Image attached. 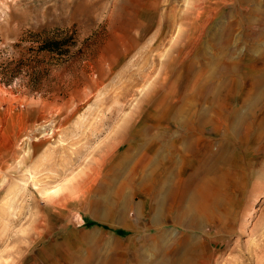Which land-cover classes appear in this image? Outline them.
Instances as JSON below:
<instances>
[{"label":"rangeland","instance_id":"rangeland-1","mask_svg":"<svg viewBox=\"0 0 264 264\" xmlns=\"http://www.w3.org/2000/svg\"><path fill=\"white\" fill-rule=\"evenodd\" d=\"M230 25L232 46L219 50ZM263 29L264 0H0V141H11L9 167L0 170V210L11 212L10 221L0 222V264H264V152L253 146L241 155L242 175L219 176L221 217L202 229L186 230L190 215L181 205L171 209L181 161L159 177L155 190L140 191L149 185L142 180L139 191L128 189L132 204L121 213L96 209L107 192L113 196L128 182L116 178L126 146L109 148L124 125L129 121L128 133L149 122V133L178 137L183 129L175 114L192 93L189 75L217 69L199 54L206 49L217 61L240 59V72L249 70L256 59L250 64L248 57L258 56L250 48L263 50ZM51 40L70 42L69 53L38 51ZM191 64L196 68L189 74ZM170 88L171 108L157 128L147 118L161 117L155 106ZM233 92L226 108L241 106ZM204 128L212 133L209 122ZM224 135H212L216 150ZM170 140L165 146L172 151ZM97 163L101 171L91 187L55 201L41 194L76 182ZM201 177L181 181L195 187ZM32 219L38 229L29 234L24 230ZM8 250L13 256L2 257Z\"/></svg>","mask_w":264,"mask_h":264},{"label":"bare ground","instance_id":"bare-ground-1","mask_svg":"<svg viewBox=\"0 0 264 264\" xmlns=\"http://www.w3.org/2000/svg\"><path fill=\"white\" fill-rule=\"evenodd\" d=\"M232 32L233 26L230 25L229 33L226 39H224V45L222 47L221 44L217 45L219 50L224 51L225 48L228 49L232 46ZM261 38H264V29L261 34ZM250 50L251 52H249V54L251 53L254 55L255 52L258 53V56L250 55L248 57L247 60H249L248 62L250 64L253 63V58L256 59V62L254 61V66H252V64L250 65L249 68L251 69L243 70V72H240L239 70L242 64L240 59L237 61L231 62L229 60L226 62V60H220L219 57L220 61H217L218 59H216V57L213 58V55L209 58V53L206 49L199 54L200 60L206 64L209 63V66L211 64L215 65L216 63L217 69L213 70L206 66V72H196L195 75H193L190 74V72H192V70L196 67L192 64L189 66L190 82L187 85L186 90H191L192 93L188 96V98L184 99L181 107L176 109L175 115L179 114L177 124L183 129L182 132L184 135L182 133L173 140L171 138L172 143H170V145H173V152L165 146L170 140L168 130H159L158 133L151 134L149 133V129L151 127L149 125L150 123L146 122L144 126L127 133L129 121L124 125V128L112 138V143L109 145V148L111 149L115 147L114 151H117L126 146L125 153L118 159L119 163L123 164V166L119 169V172L116 171V178L121 176L124 180H128V182H125L113 196H110L109 192H107V195L105 196L103 193V200H99L96 204L98 205L96 208L97 210L99 209L103 212L105 209H110L111 211L121 213V211H123L124 204H132L130 198L128 197V195L130 197L131 195H127L128 189L132 190V192H137L139 190L142 192H149L151 190H155V187L158 185L157 183L159 181V177L170 174L171 167L174 168L173 164L177 163V161H181L183 162V166L181 165L182 167H180L179 171L175 174L177 176L174 180L175 182L178 180V185L175 188H171V209L174 208V206L178 207L181 205L184 207L183 213L188 216L190 215V220L185 225L186 230H190L193 227L202 229L205 225L204 223L212 222L215 218L220 219L219 217H221V214L219 213L218 215L219 201L216 199V195L218 196L221 190V188H219V184L221 185L220 182H222V175L224 173L235 174V172L239 171V175H242L239 164L242 161L241 155L246 156V152L249 151L248 148L253 146L255 147V151H257V153L259 152L262 154V152H264V68H259L260 64H264V45L263 50L253 48H250ZM126 51L127 50H125V55L127 56L128 54ZM168 56L171 55L168 54ZM112 74L114 75L115 72H112ZM230 74L231 79H227L226 75ZM218 76V83L215 85V82H211L213 81L211 78L213 77L216 80ZM150 77L151 72L141 78L145 82L150 79ZM244 79H247L249 82L247 81L248 83L244 84ZM166 81L167 77L163 79V82ZM225 81L230 83L228 84L229 86L225 84L228 83ZM233 87L236 95L238 94V96L242 97L239 104L241 106L236 109H233L231 106L229 108L225 107ZM153 90L151 91L152 93H148L152 95V98L156 97V88L154 89L153 87ZM197 94L200 99L199 102L195 101L196 98L194 96H197ZM169 98H171V88L167 91L163 99L155 106L156 112H160L161 110L163 111V113H161V117H159L158 114H154L153 116L149 115L147 118V120H152L153 124H155L157 128H162V121L167 118V114L171 108V106L167 104V100H170ZM197 107H199L198 110H195ZM212 107L213 110L211 111ZM214 108L217 112L213 113ZM224 109L227 113L222 112ZM207 122H209V125L211 124L213 127L210 135H206L204 128V125ZM220 131L225 134L224 136L226 139L224 140V145L216 150L214 148L215 141L212 138V135L219 134ZM163 133L166 134V143L162 142V138L164 137ZM113 141L115 142L113 143ZM0 142V158L4 160L0 166V170L3 171L5 164L9 167L8 163L11 160V141L4 138ZM130 151H134V153L130 154ZM113 153L114 152L112 151L108 157H104L103 164L106 163ZM137 155L140 156L138 161L134 160ZM120 164L117 166H120ZM97 165L99 166L91 168L88 173L81 175L76 182L75 179L70 181L71 184L65 186L63 189L54 190L50 193L47 192L46 195L43 194V192H41V194L47 201H55L56 196H64V198L69 197L72 193L78 192L81 189H84L87 185L94 183L93 176L95 174L100 175L101 171L100 163H97ZM128 166L131 167L129 168ZM233 166L236 167V170L233 169ZM125 167H128L129 171L128 173H125L126 175L124 176L123 173L126 172L124 169ZM199 175H202V177L198 180V184L195 187L188 186L189 184L186 185L181 181L193 177H199ZM220 175L221 177H219ZM139 181H148V187L144 189V186L142 185L138 190L137 185ZM7 182L9 181L7 180ZM179 185L180 187H178ZM11 191L9 190V192H7L8 194H6V197H11ZM25 193H23V196ZM176 197H178V199L175 201L174 199ZM10 203L12 204L13 202ZM2 211L0 210V222L10 221L8 215H11V212L8 213L7 211ZM36 220L37 219L29 220V225L24 231H29V234H31L33 230H37L38 226ZM13 222H15L14 219L11 220V223ZM13 254L14 252L8 250L2 257H10L13 256ZM100 262L98 263L107 264L106 261H102V263Z\"/></svg>","mask_w":264,"mask_h":264},{"label":"trees","instance_id":"trees-1","mask_svg":"<svg viewBox=\"0 0 264 264\" xmlns=\"http://www.w3.org/2000/svg\"><path fill=\"white\" fill-rule=\"evenodd\" d=\"M70 42L67 41H45L39 45V52H49L55 54H68L69 46H71ZM67 48V49H65Z\"/></svg>","mask_w":264,"mask_h":264}]
</instances>
